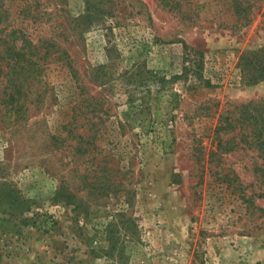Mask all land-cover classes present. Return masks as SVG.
<instances>
[{
  "label": "rangeland",
  "instance_id": "obj_1",
  "mask_svg": "<svg viewBox=\"0 0 264 264\" xmlns=\"http://www.w3.org/2000/svg\"><path fill=\"white\" fill-rule=\"evenodd\" d=\"M243 3L5 2L0 37L74 72L40 62L17 104L0 83V264H264V161L219 131L264 101L240 62L264 57V0Z\"/></svg>",
  "mask_w": 264,
  "mask_h": 264
},
{
  "label": "trees",
  "instance_id": "obj_2",
  "mask_svg": "<svg viewBox=\"0 0 264 264\" xmlns=\"http://www.w3.org/2000/svg\"><path fill=\"white\" fill-rule=\"evenodd\" d=\"M6 1L8 0H0V19H7L9 16L8 6L5 5ZM232 2L235 15L238 18H246L249 7L243 6V0H232ZM89 15L90 13L82 18L89 19ZM1 32L4 35L0 37V50L4 57L0 58V62L6 71L0 73L2 76L0 83L4 79L8 87L10 85L9 101L16 104L20 101L23 95L22 83L29 78L31 80L37 78L41 68L40 62L45 64L62 62L71 72H74L67 51L57 47L52 39L42 40L41 43L38 40V44H34L28 38L23 37L21 31L13 29L5 32V28H3ZM240 62L244 69L250 70L247 77L250 84L264 79V57L253 59L241 57ZM161 80L163 81L164 78ZM235 109L238 115L222 119L219 131H223L224 134L237 131V134L240 135V143L254 149L257 157L264 161V101L260 104L249 102ZM256 172L259 173L261 183L264 184V170L258 168Z\"/></svg>",
  "mask_w": 264,
  "mask_h": 264
}]
</instances>
